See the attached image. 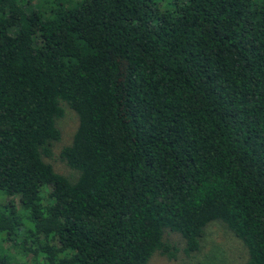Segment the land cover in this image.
Wrapping results in <instances>:
<instances>
[{
	"label": "trees",
	"instance_id": "16d2710c",
	"mask_svg": "<svg viewBox=\"0 0 264 264\" xmlns=\"http://www.w3.org/2000/svg\"><path fill=\"white\" fill-rule=\"evenodd\" d=\"M213 221L264 264V0H0V264L173 259Z\"/></svg>",
	"mask_w": 264,
	"mask_h": 264
},
{
	"label": "rangeland",
	"instance_id": "374dc122",
	"mask_svg": "<svg viewBox=\"0 0 264 264\" xmlns=\"http://www.w3.org/2000/svg\"><path fill=\"white\" fill-rule=\"evenodd\" d=\"M77 120L69 110L57 121L60 129V138L55 143L52 158L49 159L52 167L59 172H67L66 168L56 159L59 149L66 145L75 129ZM176 246L175 258L155 253L146 264H242L247 257L246 249L233 234L221 223L213 221L205 226L200 247L189 254L182 250L183 241L175 233L165 235Z\"/></svg>",
	"mask_w": 264,
	"mask_h": 264
}]
</instances>
